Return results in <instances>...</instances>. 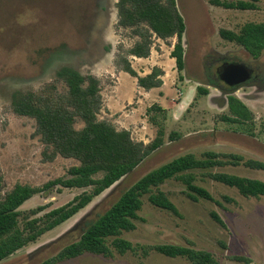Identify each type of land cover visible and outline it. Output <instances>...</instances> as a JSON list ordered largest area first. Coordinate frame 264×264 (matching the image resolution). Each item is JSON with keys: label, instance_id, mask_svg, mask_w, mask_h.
Wrapping results in <instances>:
<instances>
[{"label": "rangeland", "instance_id": "rangeland-1", "mask_svg": "<svg viewBox=\"0 0 264 264\" xmlns=\"http://www.w3.org/2000/svg\"><path fill=\"white\" fill-rule=\"evenodd\" d=\"M176 1L186 23L184 79H180L175 59L171 57L177 39H155L148 58L128 59L140 76L150 74L155 67L163 70L161 78L165 87L146 91L138 86L136 78L117 65L119 57L136 40L130 31L117 27L118 0H0L2 197L17 184L41 187L67 176L70 167L79 164L75 159L61 156L53 161L45 159L36 122L15 114L11 106L12 95L17 91H41L48 84H56L61 90L63 84L57 72L64 66L100 80L104 101L100 119L111 122L119 130H129L136 141L145 144L156 139L161 125L165 133L164 145L131 174L72 219L0 264H43L77 241L88 222L107 211L144 175L182 155L192 153L202 158L205 152L244 159L238 166L228 164L196 171L197 185L205 188L213 201L194 202L187 197L181 182L168 180L161 189L169 195L178 213L154 207L145 197L135 230L121 235L135 250L125 255L115 252L113 258L85 254L60 264H190L186 259L166 257L152 249L163 244L193 246L211 252L220 264H264V196L246 198L237 189L207 175L227 173L264 182V171L244 165L248 160L264 162V90L247 84L235 93L253 112L254 124L223 121L224 115L233 117L227 95L208 86L206 77V67L215 71L221 66L215 62L220 56L243 62L255 72L264 70V53L255 60L244 48L223 40L219 34L221 29L239 31L249 22L264 23V0L255 2L258 6L255 10L226 9L215 5L213 0ZM199 86L209 88V95L197 96ZM155 104L166 109V119L155 110L149 112ZM82 126L77 124V128ZM173 132L180 134V138L171 140ZM86 190L90 189L56 187L50 196L36 195L21 209L28 213L46 206L42 215ZM212 213L223 220L225 227L214 220Z\"/></svg>", "mask_w": 264, "mask_h": 264}, {"label": "trees", "instance_id": "trees-1", "mask_svg": "<svg viewBox=\"0 0 264 264\" xmlns=\"http://www.w3.org/2000/svg\"><path fill=\"white\" fill-rule=\"evenodd\" d=\"M257 1L213 0V3L226 9L255 10L258 7L255 4ZM117 8V27L130 31V35L136 39L125 55L119 57L117 65L120 69L136 78L138 86L146 91L162 87V69L155 67L150 74L140 76L128 59L148 58L155 39L168 41L176 38L171 57L175 59L180 79H184L186 23L177 7V1L118 0ZM219 34L223 40L244 48L255 60L260 59L264 53L263 22L246 23L239 31L221 29ZM226 61L230 59L225 56L215 60L221 64ZM206 77L208 86L227 95V106L233 117L224 115L221 117L223 121L254 124L253 112L235 95L243 86L232 88L224 85L217 70L214 71L211 67H206ZM57 78L63 84L61 90L56 84H48L41 91H17L12 95L11 106L15 114L29 117L36 122V133L45 147V159L53 161L61 156L75 159L79 164L70 167L67 176L51 180L41 187L17 184L4 197L0 195V262L72 219L164 145L165 133L161 124L156 139L145 144L136 141L129 130H119L111 122L99 118L104 101L101 82L96 76L83 75L72 67L64 66L57 72ZM247 84L261 88L259 91L264 90V70L255 72ZM209 93L207 87L197 88V96H207ZM152 110L161 113L163 119H166V109L163 107L155 104L149 112ZM79 123L83 125L81 128H77ZM179 138L178 133L173 132L170 135L173 141ZM243 161V157L238 155L205 152L202 158L188 153L161 165L125 190L96 220L88 222L77 241L66 245L43 264H60L85 254L113 258L115 252L125 255L128 251L135 250V246L121 238V235L135 230V222L140 219L139 212L143 208L145 197H148L149 203L154 207L177 214L178 210L169 195L161 189L168 180H177L186 187L185 193L192 201H213V196L197 185L196 171L228 164L238 166ZM244 165L264 171V162L248 160ZM207 175L218 183L237 189L246 198L258 199L264 196V182L261 180L227 173ZM56 187L90 190L42 215L40 213L46 206L28 213L22 211V206L33 197L46 194L50 196ZM226 199L230 202L229 198ZM212 217L225 227L217 214L212 213ZM152 249L166 257L186 259L190 264H220L211 252L193 246L163 244Z\"/></svg>", "mask_w": 264, "mask_h": 264}, {"label": "water", "instance_id": "water-1", "mask_svg": "<svg viewBox=\"0 0 264 264\" xmlns=\"http://www.w3.org/2000/svg\"><path fill=\"white\" fill-rule=\"evenodd\" d=\"M217 73L220 81L232 88L247 84L253 76L251 67L243 62L226 61Z\"/></svg>", "mask_w": 264, "mask_h": 264}, {"label": "flooded vegetation", "instance_id": "flooded-vegetation-1", "mask_svg": "<svg viewBox=\"0 0 264 264\" xmlns=\"http://www.w3.org/2000/svg\"><path fill=\"white\" fill-rule=\"evenodd\" d=\"M230 62H235V61H230ZM222 65V64H221ZM220 67H218L219 69ZM218 69H217V72H218ZM253 70V75L255 74V70L253 68H251ZM218 74V73H217ZM253 77V76H252ZM222 82V81H221ZM223 83V82H222ZM224 85H226L225 83H223ZM227 86V85H226Z\"/></svg>", "mask_w": 264, "mask_h": 264}, {"label": "crops", "instance_id": "crops-1", "mask_svg": "<svg viewBox=\"0 0 264 264\" xmlns=\"http://www.w3.org/2000/svg\"><path fill=\"white\" fill-rule=\"evenodd\" d=\"M139 59H142V58H139ZM164 84L166 85V83L164 82ZM163 84V86L161 87V89H163L164 87H165V85ZM141 88V87H140ZM155 89H159V88H155ZM152 90H154V89H152ZM152 90H150V91H152Z\"/></svg>", "mask_w": 264, "mask_h": 264}]
</instances>
